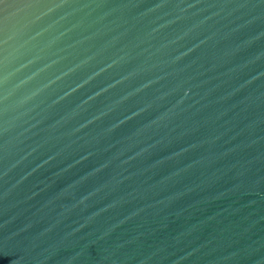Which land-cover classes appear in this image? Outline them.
<instances>
[{
    "label": "water",
    "instance_id": "1",
    "mask_svg": "<svg viewBox=\"0 0 264 264\" xmlns=\"http://www.w3.org/2000/svg\"><path fill=\"white\" fill-rule=\"evenodd\" d=\"M0 264H264V0H0Z\"/></svg>",
    "mask_w": 264,
    "mask_h": 264
}]
</instances>
